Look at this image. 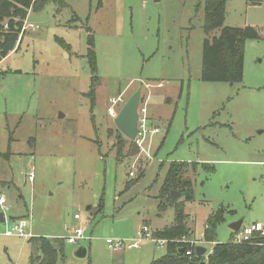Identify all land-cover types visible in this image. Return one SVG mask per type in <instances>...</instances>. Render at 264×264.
<instances>
[{"label": "rangeland", "instance_id": "obj_1", "mask_svg": "<svg viewBox=\"0 0 264 264\" xmlns=\"http://www.w3.org/2000/svg\"><path fill=\"white\" fill-rule=\"evenodd\" d=\"M252 2L227 0L224 25L257 26L264 35V1ZM204 17L205 0H63L29 9L20 46L0 62V195L7 199L0 264H30L37 251L29 238L4 235L22 218L34 236L86 229L91 238L65 241L63 264H116L123 253V264H149L131 255L137 249L113 251L106 240L175 223V205L160 208L173 161L200 162L196 172L187 169L194 199L178 198L190 240L214 247L203 233L219 210V243L231 241L239 219L264 223V38L246 41L241 83L204 81L203 43L222 31L207 34ZM90 33L101 79L94 108ZM138 88L142 98L150 93V116L161 130L150 157L129 151V143L119 150L125 136L108 110L111 98L124 92L128 99ZM146 244L157 258L165 254ZM81 247L85 257L77 255Z\"/></svg>", "mask_w": 264, "mask_h": 264}, {"label": "trees", "instance_id": "obj_2", "mask_svg": "<svg viewBox=\"0 0 264 264\" xmlns=\"http://www.w3.org/2000/svg\"><path fill=\"white\" fill-rule=\"evenodd\" d=\"M48 1L62 3L63 0H0V62L6 58L17 45L20 46L25 30H23L29 9L34 7L41 9ZM227 0H205V32L211 33L217 28H222L219 36L212 39L206 38L202 49V79L208 82L241 83L244 78L245 65V43L249 39H260L262 33L253 26L232 27L225 26ZM7 25V28H5ZM65 48L70 45L62 42ZM87 58L92 71V82L88 96L92 102V108L96 105V92L101 83L97 75L98 59L95 49V37L88 36ZM155 123V122H154ZM119 130V129H118ZM120 131V130H119ZM121 132V131H120ZM122 133V132H121ZM123 134V133H122ZM124 135V134H123ZM125 136V135H124ZM164 141V140H163ZM119 150L129 143V151H140L134 140L125 136L124 142L118 140ZM1 156H4L0 152ZM7 156V155H6ZM200 162L173 161L161 188V209L168 204L175 205L176 221L174 224L154 231L158 238L170 240L166 246L163 256L155 259L150 264H264V237H257L256 241L249 243L232 242L237 231H233L231 241L226 243L217 242V224L223 219V210L209 215L203 238L208 242H214L213 253L207 259L204 255L198 256L195 252L196 246L189 242L179 241L183 238L190 239L189 227L187 225V214L183 203L172 202L171 192L178 190L186 196V200L194 199L193 180L188 176V167L195 172ZM207 163H202L205 168ZM212 168V167H210ZM130 180L126 189L137 182ZM65 237L34 236L29 238L35 250L31 255L30 264H63L65 255ZM183 252H180V250ZM193 254L188 255L187 251ZM207 260V261H206Z\"/></svg>", "mask_w": 264, "mask_h": 264}, {"label": "built area", "instance_id": "obj_3", "mask_svg": "<svg viewBox=\"0 0 264 264\" xmlns=\"http://www.w3.org/2000/svg\"><path fill=\"white\" fill-rule=\"evenodd\" d=\"M34 27V26H33ZM5 28H7V25H5ZM27 29L26 25H24L23 30ZM146 87H151L150 84H146ZM148 98L149 94L144 96L141 99L139 108H138V130H137V137L134 140L137 146L140 149V153L143 155H146L148 157L151 156V146L152 141L155 135L159 134L161 132L160 128L155 125L152 121V118L150 116L149 112V104H148ZM127 101V98L125 96V93H119L118 96L113 97L110 99V106L108 108L109 114L112 118H116V116L119 114L121 108ZM134 169H136V166H133ZM30 179L33 178V172H30L29 174ZM130 176L135 177L136 172L134 170L130 171ZM7 202V199L5 195H0V205L5 206ZM74 218L81 220L82 215L80 213L74 214ZM4 235L11 236L16 235L19 237L24 238H32L34 237V234L31 232V226L29 224V221L27 218H22L20 220H16L10 228H7L6 232H4ZM257 237H264V223L262 222H252L248 224H242L237 233L235 234L232 242L234 243H249L256 241ZM66 240L70 243H77L78 240H86L91 237H88L86 235V229L83 227H77L73 233H70L67 237H65ZM145 241H152L153 243L157 244L161 247H166L168 242L170 240L166 238H158L154 235V231L149 227V225L145 224L143 225L137 235L132 239H120V238H107L106 242L110 249L113 251H123L124 249H138L141 248L142 243ZM183 242H190L194 246H199L202 244V241L200 240L199 245L197 244V240H190L188 238H184L182 240ZM204 241H206L204 239ZM208 242V241H206ZM214 243V242H213ZM215 245V243H214ZM212 247L210 250L206 249V252L204 256L206 258H209V256L213 253ZM196 252V249H195ZM188 255H192L193 251L188 250Z\"/></svg>", "mask_w": 264, "mask_h": 264}, {"label": "water", "instance_id": "obj_4", "mask_svg": "<svg viewBox=\"0 0 264 264\" xmlns=\"http://www.w3.org/2000/svg\"><path fill=\"white\" fill-rule=\"evenodd\" d=\"M142 99V90L138 88L125 102L121 108L119 114L114 119L117 128L129 139L135 140L137 137L138 126V108ZM62 116V114H61ZM182 192L173 190L171 192L172 202H177ZM0 222H6V214L4 211L0 212ZM243 224V219H239L231 224L233 231H238ZM180 252H183L181 249ZM206 248L199 245L196 246V254L198 256L204 255ZM79 257H85L87 255V249L81 247L77 251Z\"/></svg>", "mask_w": 264, "mask_h": 264}, {"label": "crops", "instance_id": "obj_5", "mask_svg": "<svg viewBox=\"0 0 264 264\" xmlns=\"http://www.w3.org/2000/svg\"><path fill=\"white\" fill-rule=\"evenodd\" d=\"M250 2H252L251 3V5H262V2L261 1H264V0H249ZM254 1H256V3H254ZM248 26H252V25H248ZM253 27H257V26H253ZM258 29V28H257ZM262 38H264V35L262 34V37L260 38V39H262ZM250 40H258V39H250ZM244 71H245V65H244ZM3 76H4V74H3ZM6 77V75L4 76V78ZM148 94H149V98H148V104L150 103V93L148 92ZM149 112H150V110H149ZM151 118H152V121H153V123L155 124V125H157V120H156V118L155 117H152L151 116ZM76 214V213H75ZM148 225V224H147ZM153 230V229H152ZM158 230V229H157ZM154 231V230H153ZM86 235L88 236V237H91V236H89L88 234H87V231H86ZM51 237H53V236H51ZM155 244V243H154ZM156 245V244H155ZM166 248V247H165ZM129 250H135V249H129ZM166 252V251H165ZM121 253V252H120ZM123 253V252H122ZM135 255L136 256V258L138 259V262H147L148 260H151L150 261V263L152 262V261H154L155 259H158V258H160V257H158L157 258V253H156V250H155V248H154V246L153 245H151V244H146V246H145V248H138L136 251H134V252H132L131 253V255ZM163 256V255H162ZM119 258L121 259L120 260V262L119 263H116V264H123L124 263V261H126V260H129V259H127L126 258V253H123V254H119ZM115 261V260H114ZM149 263V264H150Z\"/></svg>", "mask_w": 264, "mask_h": 264}]
</instances>
